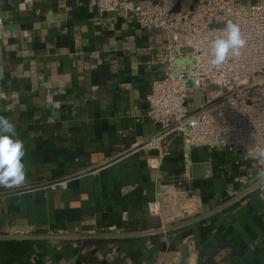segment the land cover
I'll return each mask as SVG.
<instances>
[{"label":"crops","instance_id":"obj_1","mask_svg":"<svg viewBox=\"0 0 264 264\" xmlns=\"http://www.w3.org/2000/svg\"><path fill=\"white\" fill-rule=\"evenodd\" d=\"M165 42L93 0H0V115L28 166L25 185L0 187V235L16 236L0 238V264H180L185 245V264H264V189L236 183L244 157L196 146L186 162L177 137L164 157L117 160L160 130L147 96ZM70 176L67 188L44 187ZM77 233L140 235L57 237Z\"/></svg>","mask_w":264,"mask_h":264},{"label":"built area","instance_id":"obj_2","mask_svg":"<svg viewBox=\"0 0 264 264\" xmlns=\"http://www.w3.org/2000/svg\"><path fill=\"white\" fill-rule=\"evenodd\" d=\"M181 2L93 0L101 14L114 12L166 34L157 55L164 75L152 83L147 96L148 115L160 130L139 146L121 152L117 160L139 150H157L164 157L172 141L180 137L186 162L193 147H225L248 161L245 174L235 179L242 190L264 189L258 178L264 160L253 153L255 145L264 146V2L246 5L237 0H197L191 8H181ZM229 20L239 25L246 47L240 56L213 67L208 44ZM190 86L201 95L200 106L194 110L189 103ZM76 179L70 176L44 187L67 188ZM149 209L159 214V202H151Z\"/></svg>","mask_w":264,"mask_h":264},{"label":"clouds","instance_id":"obj_3","mask_svg":"<svg viewBox=\"0 0 264 264\" xmlns=\"http://www.w3.org/2000/svg\"><path fill=\"white\" fill-rule=\"evenodd\" d=\"M244 38L238 24L225 21L219 35L208 44L210 60L213 67L224 65L230 58L241 55V50L246 47ZM254 155L264 160V146L255 145ZM26 149L20 138L16 125L8 117L0 115V187L13 189L27 183L28 166L24 161ZM261 185H264V170L258 172ZM260 198L264 199V191Z\"/></svg>","mask_w":264,"mask_h":264},{"label":"water","instance_id":"obj_4","mask_svg":"<svg viewBox=\"0 0 264 264\" xmlns=\"http://www.w3.org/2000/svg\"><path fill=\"white\" fill-rule=\"evenodd\" d=\"M147 233V232H140ZM140 233H126V234H67V235H58L57 237L66 238V239H82V238H115V237H126V236H135L140 235ZM13 238L16 236L12 235H0V238ZM189 246L185 245L182 249V256L180 264H185L186 259L189 257Z\"/></svg>","mask_w":264,"mask_h":264},{"label":"rangeland","instance_id":"obj_5","mask_svg":"<svg viewBox=\"0 0 264 264\" xmlns=\"http://www.w3.org/2000/svg\"><path fill=\"white\" fill-rule=\"evenodd\" d=\"M189 103H190V108L192 110L199 108L200 103H201L200 92L194 86H190V89H189Z\"/></svg>","mask_w":264,"mask_h":264}]
</instances>
